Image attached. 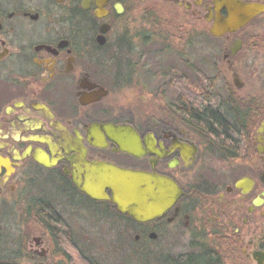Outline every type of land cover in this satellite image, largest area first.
Segmentation results:
<instances>
[{"label":"flooded vegetation","instance_id":"obj_1","mask_svg":"<svg viewBox=\"0 0 264 264\" xmlns=\"http://www.w3.org/2000/svg\"><path fill=\"white\" fill-rule=\"evenodd\" d=\"M102 166L181 196L138 223ZM107 221L264 264V0H0V263L96 261L76 231Z\"/></svg>","mask_w":264,"mask_h":264},{"label":"water","instance_id":"obj_2","mask_svg":"<svg viewBox=\"0 0 264 264\" xmlns=\"http://www.w3.org/2000/svg\"><path fill=\"white\" fill-rule=\"evenodd\" d=\"M251 13L249 8H234L231 19L226 23L227 31H235L247 25L252 19ZM96 180L101 186L112 190L118 211L138 223H148L163 217L181 196V191L171 181L139 171L102 166ZM156 237V234L151 235L152 239Z\"/></svg>","mask_w":264,"mask_h":264},{"label":"rangeland","instance_id":"obj_3","mask_svg":"<svg viewBox=\"0 0 264 264\" xmlns=\"http://www.w3.org/2000/svg\"><path fill=\"white\" fill-rule=\"evenodd\" d=\"M251 30H257V24ZM161 225L159 224V239L151 245L150 251L145 249L147 247L144 243L137 245L134 242L136 229L126 222L114 225L113 221H107L95 227L90 226L83 232H76L80 235V243L86 246L88 255L99 264H161V261L155 258H152V263L148 262L150 259L146 260L147 254L151 253L158 258L178 257L191 251L192 242L182 230L176 226L164 228ZM124 226L129 229H123ZM26 233L29 234L30 231Z\"/></svg>","mask_w":264,"mask_h":264},{"label":"trees","instance_id":"obj_4","mask_svg":"<svg viewBox=\"0 0 264 264\" xmlns=\"http://www.w3.org/2000/svg\"><path fill=\"white\" fill-rule=\"evenodd\" d=\"M150 256L154 257L161 261V264H224L223 259L220 255L225 254L222 247H212L210 245L201 246L198 251L195 249L188 254H182L178 257L171 256H153L151 253H148ZM88 264H99L92 259H89Z\"/></svg>","mask_w":264,"mask_h":264}]
</instances>
